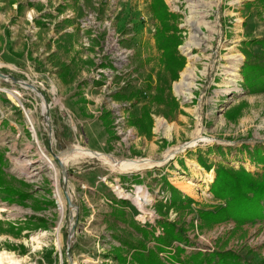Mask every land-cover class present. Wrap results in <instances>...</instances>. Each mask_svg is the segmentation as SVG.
Masks as SVG:
<instances>
[{"label": "rangeland", "instance_id": "obj_1", "mask_svg": "<svg viewBox=\"0 0 264 264\" xmlns=\"http://www.w3.org/2000/svg\"><path fill=\"white\" fill-rule=\"evenodd\" d=\"M201 1L205 6L192 13L188 0H163L183 36L176 50L185 64L173 80L155 40L161 23L152 0H0V253L10 261L131 264L123 244L144 239L134 225L152 234L143 241L153 247L165 234L161 221H168L184 229L185 241L159 252L167 264V250L176 246L184 248L182 257L225 248L244 264H264V220L236 228L232 220L207 225L199 217L224 204L209 191L217 165L262 174L243 145L264 152V90L244 87L241 66L264 53V41L249 42L264 40V5ZM191 15L203 42L191 47L189 60ZM188 64L192 87L178 95L174 84ZM145 108L150 121L143 126ZM76 144L119 160L160 163L120 171L92 154L62 169L56 156L63 160ZM43 154L56 165L58 184ZM160 176L192 198L190 206L168 207Z\"/></svg>", "mask_w": 264, "mask_h": 264}, {"label": "trees", "instance_id": "obj_2", "mask_svg": "<svg viewBox=\"0 0 264 264\" xmlns=\"http://www.w3.org/2000/svg\"><path fill=\"white\" fill-rule=\"evenodd\" d=\"M264 5V0H259ZM264 7V6H263ZM151 11L153 16L161 23V28L157 29L154 36L157 46L162 51L163 61L166 69L170 73V77L175 80L178 77V70L184 67V58L177 55L176 47L182 43L183 36L179 34V29L176 26L177 15L167 11L163 0H152ZM262 39H250L251 43H262ZM252 60H245L241 66V74L243 77L244 87L250 92L264 90V53L253 55ZM172 103V102H171ZM176 108V103H172ZM142 116L138 119L141 122L150 121L148 111L145 108ZM147 111V112H146ZM143 122V126H144ZM146 127L149 123L146 122ZM243 149L249 155L252 162L262 167V174L258 177L252 175L243 167L239 169L226 168L217 165L214 168L215 177L209 186V191L217 199L223 200L224 204L215 207L213 210L202 211L199 217L207 225L214 223L232 220L236 228L242 227L247 223H255L264 220V152L258 145L252 148L248 145H243ZM209 152V150H208ZM197 161L202 165L207 166L200 154L196 155ZM161 190L169 192L168 207L184 208L190 206L193 202L192 198L183 195L181 191L171 185L167 179L160 176ZM5 182V174L2 169V157L0 156V185ZM7 192L12 194L15 191L13 186L6 187ZM122 217L123 211L113 209L112 213ZM164 226L165 234L154 238L155 246L147 247L143 240L151 238L152 234L139 225H134L136 231L141 232L143 240H135L131 244H123L127 252H131V264H167L159 257V252L170 247L172 241H185L183 234L184 229L176 224L161 221ZM170 253L168 264H244L242 257L229 249L215 248L211 251L192 252L189 255L182 257L185 252L182 246H176L174 251ZM119 263L125 262V257L121 253L116 254Z\"/></svg>", "mask_w": 264, "mask_h": 264}, {"label": "bare ground", "instance_id": "obj_3", "mask_svg": "<svg viewBox=\"0 0 264 264\" xmlns=\"http://www.w3.org/2000/svg\"><path fill=\"white\" fill-rule=\"evenodd\" d=\"M190 3V7L192 10L191 12H195L197 8H202L205 6V3H203L201 0H188ZM210 4V3H209ZM198 11V10H197ZM188 24L193 30V33L190 34L185 46L184 50L189 54L188 58L189 60L192 59V56L190 55V49L192 46H197L200 45L203 42V39L199 37V25L200 22H198L197 19H194L193 15L187 19ZM234 61L232 62V65L229 67V70L227 71L228 75L230 76L231 82H235V79L237 77L236 70L237 66L239 64L240 58H235L233 59ZM195 75V69L191 67V64H188L185 70L181 73V77L179 81L175 82L174 84V90L178 95H185L189 94L191 87H192V81L194 79ZM8 90V89H7ZM9 91V90H8ZM11 91V90H10ZM9 91V92H10ZM7 92L8 94L12 95L13 92ZM36 92V91H35ZM14 94V93H13ZM11 97V96H10ZM42 108L43 111H45V108L47 107L44 102H42ZM164 127L167 129L169 128V125L165 124ZM34 137L36 138V132L34 131ZM184 149V146L175 148L173 152L168 151L165 154V159L168 158L169 156H172L173 153L177 152H182ZM173 150V149H171ZM62 154V153H61ZM97 155L99 158L103 160L104 163L108 164L114 169H119L120 171H137L140 169L148 168L153 166L154 164H159V161L152 162L149 159H139V160H119L116 159L110 155H106L104 153H98V152H93L87 148H83L82 146L76 144L74 145L71 149L68 155L62 160L61 157L58 155L57 160L62 163L63 166L67 165L68 163H77L81 158L89 156V155ZM44 155V154H43ZM44 159L46 163L52 168L53 170V177L55 178V184H58V171L57 167L52 161L51 158L48 156L44 155ZM17 165L21 167L20 169H24L23 163L21 161L17 162ZM30 175V174H29ZM212 179V178H211ZM211 179H208L209 181ZM58 197L60 198V195L57 193ZM4 208H0V212L3 211ZM60 210H63V204H60ZM36 237H33L35 239ZM0 264H21V261H10L9 258L0 253Z\"/></svg>", "mask_w": 264, "mask_h": 264}, {"label": "water", "instance_id": "obj_4", "mask_svg": "<svg viewBox=\"0 0 264 264\" xmlns=\"http://www.w3.org/2000/svg\"><path fill=\"white\" fill-rule=\"evenodd\" d=\"M56 158H57V156H56ZM59 162V161H58ZM60 163V166H61V168L62 169H64V166L62 165V163L61 162H59ZM67 184H66V180H64V186H63V190H64V192H65V196H66V198H67V203H68V206H71L72 204H71V202H70V200H69V197H68V195H67Z\"/></svg>", "mask_w": 264, "mask_h": 264}, {"label": "crops", "instance_id": "obj_5", "mask_svg": "<svg viewBox=\"0 0 264 264\" xmlns=\"http://www.w3.org/2000/svg\"><path fill=\"white\" fill-rule=\"evenodd\" d=\"M262 17H264V15H262ZM262 32L264 33V27H262ZM181 189V188H180ZM183 190V189H182ZM185 191V190H184Z\"/></svg>", "mask_w": 264, "mask_h": 264}]
</instances>
